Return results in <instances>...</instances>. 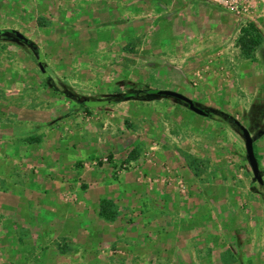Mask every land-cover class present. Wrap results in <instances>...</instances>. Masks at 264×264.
<instances>
[{
	"label": "rangeland",
	"instance_id": "rangeland-1",
	"mask_svg": "<svg viewBox=\"0 0 264 264\" xmlns=\"http://www.w3.org/2000/svg\"><path fill=\"white\" fill-rule=\"evenodd\" d=\"M163 5L174 14L157 23ZM204 5L0 0V32L34 43L47 73L0 38V264H264V184L242 134L142 100L172 91L235 118L264 180V42L253 60L237 45L250 24L264 39V0L246 17ZM105 199L114 222L99 217Z\"/></svg>",
	"mask_w": 264,
	"mask_h": 264
},
{
	"label": "trees",
	"instance_id": "trees-1",
	"mask_svg": "<svg viewBox=\"0 0 264 264\" xmlns=\"http://www.w3.org/2000/svg\"><path fill=\"white\" fill-rule=\"evenodd\" d=\"M5 36H14V32L11 31H7V32H0V38H3ZM264 42L263 36L261 35L260 31L257 29V27L253 24L244 26L241 31H240V37L238 39L237 45L240 48V50L242 51V53L245 55V57L247 59L253 60L255 57L256 52L262 47ZM27 44L29 47H31L34 52L38 55L39 57V61L42 58V55L40 54V52L38 51L36 45L34 43H32L31 41H29ZM139 91H136L132 94L126 95L124 96L121 101H128V100H139L140 96H139ZM160 97L157 95H154L153 91H148L147 94L145 95L144 98H142V100H150L151 97ZM90 103H104V102H90ZM84 105L88 108H91L88 106V103H84ZM186 107L188 109L189 106L187 104H185ZM210 117L212 115H216L219 116L221 118H223L225 121H227L228 123H230L236 130H239L238 128V121L221 112L218 110H211V109H206L204 110ZM241 133V132H240ZM99 217L104 219L105 221L108 222H114L117 219V213L115 210V206L114 203L109 201V200H102L100 202V206H99Z\"/></svg>",
	"mask_w": 264,
	"mask_h": 264
},
{
	"label": "water",
	"instance_id": "water-1",
	"mask_svg": "<svg viewBox=\"0 0 264 264\" xmlns=\"http://www.w3.org/2000/svg\"><path fill=\"white\" fill-rule=\"evenodd\" d=\"M207 6V4H206ZM14 36L18 41H21L23 43H28L29 40L26 39L23 35H21L18 32H14ZM43 56L39 61V66L40 69L42 71V73L46 76L47 73L43 67ZM154 95L160 96V97H168V98H172L175 99L177 101H181L185 104H187L190 108V110L195 113L198 116L201 117H208L209 115L202 109H200L199 107H197L193 101H191L190 99H188L187 97H185L184 95H181L179 93H175L172 91H153ZM88 106L91 108H99V107H103L105 106L107 103H90L87 102ZM238 128L245 140V146H246V152H247V160L248 163L250 165V168L252 169L253 175H254V179L255 181H257L260 185L264 184V180L261 174V170H260V166L255 154V149H254V138L251 136L250 131L245 128L244 126H242L240 123H238Z\"/></svg>",
	"mask_w": 264,
	"mask_h": 264
},
{
	"label": "built area",
	"instance_id": "built-area-1",
	"mask_svg": "<svg viewBox=\"0 0 264 264\" xmlns=\"http://www.w3.org/2000/svg\"><path fill=\"white\" fill-rule=\"evenodd\" d=\"M197 2H203L205 5L209 4L215 7H219L228 13L238 16L246 17L248 13V0H194Z\"/></svg>",
	"mask_w": 264,
	"mask_h": 264
},
{
	"label": "crops",
	"instance_id": "crops-1",
	"mask_svg": "<svg viewBox=\"0 0 264 264\" xmlns=\"http://www.w3.org/2000/svg\"><path fill=\"white\" fill-rule=\"evenodd\" d=\"M97 2H98V0H97ZM105 2H107V0H104V3H105ZM115 2H116V1H115ZM133 2H134V1H133ZM133 2H132V3H133ZM97 4H98V3H97ZM207 6H209V5H207ZM162 7H163V9H164V10H162V13H163L164 15H163V16H160V17L157 19V20H158L157 23H158V22H164V21H166V23H167L168 20H169V19L172 17V15L174 14V13L171 12V11H166V10H165V9H167L166 6L163 5ZM192 7H194V6H192ZM192 7H188V8L190 9V8H192ZM202 7H206V5H204V6H202ZM194 9H197V10H198V13H201V11H203L204 13H203L202 15H205V14H206V15H210V14H208L209 12L206 11L207 9H204V8H201V9H200V8H194ZM184 12H185V11H183L181 14H186V13H184ZM210 12H212V11H210ZM198 13H197L196 15H198ZM119 14H120V12H119ZM125 15H127V18H129L130 13L127 12V13L124 14V16H125ZM176 15H178V14H176ZM200 15H201V14H200ZM187 18H192V19L195 18V19H197L198 16H195V15H194V16L192 17V13H191V14L189 15V17H187ZM211 18H216V16H215V15H212ZM198 19H199V18H198ZM117 20H119V19H117Z\"/></svg>",
	"mask_w": 264,
	"mask_h": 264
}]
</instances>
